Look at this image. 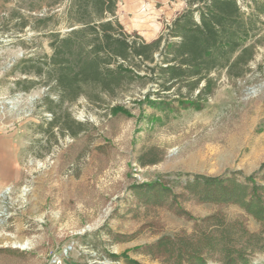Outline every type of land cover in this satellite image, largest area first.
<instances>
[{
  "label": "rangeland",
  "instance_id": "obj_1",
  "mask_svg": "<svg viewBox=\"0 0 264 264\" xmlns=\"http://www.w3.org/2000/svg\"><path fill=\"white\" fill-rule=\"evenodd\" d=\"M246 2L238 0L248 10ZM134 3L119 0L115 18L146 41L185 7L184 0H142L157 25L145 37L128 25ZM69 4L0 0V264H130L125 256L164 264L139 248L163 234L190 232L193 218L215 211L257 231L259 222L235 204L183 200L189 219L166 205L141 203L132 186L166 178L175 187L193 174H249L264 162V25L249 70L232 79L224 70L212 73L216 84L200 110L168 114L141 104L148 85L124 86L101 101L80 96L59 104L54 82L45 83L36 67L51 53L50 33L72 28ZM116 105L127 113L112 112ZM66 113L74 135L60 128ZM151 152L158 161L142 165ZM121 234L126 241L115 240ZM252 263L264 264V252Z\"/></svg>",
  "mask_w": 264,
  "mask_h": 264
},
{
  "label": "trees",
  "instance_id": "obj_2",
  "mask_svg": "<svg viewBox=\"0 0 264 264\" xmlns=\"http://www.w3.org/2000/svg\"><path fill=\"white\" fill-rule=\"evenodd\" d=\"M118 1L70 0L67 20L72 28L64 35L50 33L51 53L45 54L36 68L45 83L54 82L59 104L80 96L91 102L101 101L103 96H116L124 86L148 85L139 99L141 104L168 114H176L180 108L200 110L216 84L217 76L212 73L218 75L224 70L231 79L243 77L261 42L264 0H247L248 10L238 0H184L183 10L150 41L123 29L115 18ZM134 1L127 8L134 12L128 25L150 37L157 30L153 12L142 5V0ZM111 108L114 113H127L120 105ZM49 110L55 114L52 108ZM68 117L66 113L59 125L71 132ZM56 118L55 114L51 126L58 124ZM71 122L82 126L81 122ZM145 156L149 159L142 165L158 161L155 152L141 159ZM170 182L159 178L133 185V194L141 203L166 205L174 214L189 219L192 217L182 207L183 200L235 204L259 222V229L251 231L244 219L229 220L223 212L215 211L193 218L190 232L163 234L141 246V252L164 264H207L209 260L253 264L252 257L264 252V162L249 174L240 170L193 174L179 181L177 187ZM127 238L121 234L115 240ZM124 259L141 264L127 256Z\"/></svg>",
  "mask_w": 264,
  "mask_h": 264
}]
</instances>
